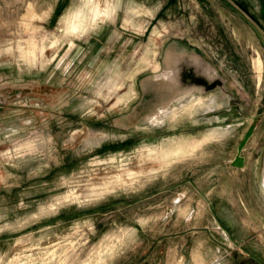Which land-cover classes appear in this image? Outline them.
Listing matches in <instances>:
<instances>
[{
	"label": "rangeland",
	"instance_id": "1",
	"mask_svg": "<svg viewBox=\"0 0 264 264\" xmlns=\"http://www.w3.org/2000/svg\"><path fill=\"white\" fill-rule=\"evenodd\" d=\"M186 58L224 86L136 115L144 82L165 89ZM252 126L249 186L264 0H0V264H264V227L225 233L245 219L228 170Z\"/></svg>",
	"mask_w": 264,
	"mask_h": 264
},
{
	"label": "crops",
	"instance_id": "2",
	"mask_svg": "<svg viewBox=\"0 0 264 264\" xmlns=\"http://www.w3.org/2000/svg\"><path fill=\"white\" fill-rule=\"evenodd\" d=\"M243 157L245 158L244 168L231 167L228 170L229 174H231L230 176L234 178L233 184L241 183L240 186L234 185L229 188V204L237 206L238 211L241 212L240 216L245 217V219H242L241 223L238 224L241 227L239 233L235 232L234 228H231V230L225 229V233L232 237L231 240L240 243L250 241L252 232L260 231L264 227V169L260 170L259 174L258 172L255 174L257 177L255 186L247 185L248 160L245 155ZM210 192L211 190L205 192V196L209 197ZM207 197L205 198L208 202L206 204L210 206L209 202L211 203V201ZM211 224L221 225L219 222H211Z\"/></svg>",
	"mask_w": 264,
	"mask_h": 264
},
{
	"label": "flooded vegetation",
	"instance_id": "3",
	"mask_svg": "<svg viewBox=\"0 0 264 264\" xmlns=\"http://www.w3.org/2000/svg\"><path fill=\"white\" fill-rule=\"evenodd\" d=\"M170 79L165 81V89L159 87L156 80H146L143 86V93L136 115L144 116L153 112L159 106L172 101L173 94H186L204 89L200 79L209 77V72L205 63L193 59H181L174 63ZM209 82V81H208ZM210 93V92H207ZM176 117V113L173 114Z\"/></svg>",
	"mask_w": 264,
	"mask_h": 264
},
{
	"label": "water",
	"instance_id": "4",
	"mask_svg": "<svg viewBox=\"0 0 264 264\" xmlns=\"http://www.w3.org/2000/svg\"><path fill=\"white\" fill-rule=\"evenodd\" d=\"M200 81H201V85L204 87L206 92L212 91V90H215L216 88H220V87L224 86L223 80L221 78H218V77L209 76V77H206L205 79H200ZM254 131H255V126H252V127H250V129L248 130L246 135L244 136V138H243V140L240 143L239 148H238V155L236 156V158L232 162L233 167L244 168L245 158L242 157L241 153L244 150V148H245L246 144L248 143V141L250 140V138L252 137Z\"/></svg>",
	"mask_w": 264,
	"mask_h": 264
},
{
	"label": "bare ground",
	"instance_id": "5",
	"mask_svg": "<svg viewBox=\"0 0 264 264\" xmlns=\"http://www.w3.org/2000/svg\"><path fill=\"white\" fill-rule=\"evenodd\" d=\"M103 15H105L104 13H103ZM99 16H102L101 14L99 15ZM80 19V18H79ZM79 19H77V20H74V22H73V30H78L80 27H81V20H79ZM224 133L222 134V133H219V132H213V133H211L210 135H209V137H206V138H204L205 140V142H207V141H209V140H213V139H215V138H219V137H222L223 135H225L226 134V132L225 131H223ZM204 145V144H203ZM184 149H181V150H178L177 151V155H179L180 153H183L184 151H183ZM148 151V154H147V156H146V154H145V156H146V158L144 159V160H153L154 161V163L156 162V163H162V162H167V161H169V159L170 158H172V152H171V149H169V148H162L161 149V151H160V153L159 152H157L155 149H149V150H147ZM146 152V151H145ZM154 155H156V157H154ZM147 161H145L146 162V164L145 165H147L149 162H147ZM144 163V162H143ZM151 163V162H150ZM159 164V165H160ZM150 165V164H149ZM152 165V164H151ZM147 167V169H148V165L146 166ZM152 167V166H151ZM153 167H154V165H153ZM150 168V167H149ZM156 168V167H155ZM146 169V170H147ZM149 170V169H148Z\"/></svg>",
	"mask_w": 264,
	"mask_h": 264
}]
</instances>
